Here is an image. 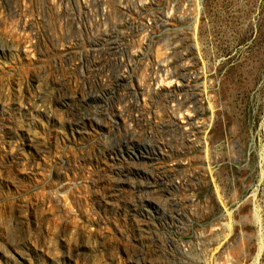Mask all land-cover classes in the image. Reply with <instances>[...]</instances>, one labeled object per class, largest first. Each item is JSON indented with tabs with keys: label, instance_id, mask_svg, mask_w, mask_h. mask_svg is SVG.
Listing matches in <instances>:
<instances>
[{
	"label": "rangeland",
	"instance_id": "374dc122",
	"mask_svg": "<svg viewBox=\"0 0 264 264\" xmlns=\"http://www.w3.org/2000/svg\"><path fill=\"white\" fill-rule=\"evenodd\" d=\"M0 264H264V0H0Z\"/></svg>",
	"mask_w": 264,
	"mask_h": 264
},
{
	"label": "bare ground",
	"instance_id": "6f19581e",
	"mask_svg": "<svg viewBox=\"0 0 264 264\" xmlns=\"http://www.w3.org/2000/svg\"><path fill=\"white\" fill-rule=\"evenodd\" d=\"M168 77H169V75H167L165 78H163L161 80V82L158 83V85H160V86L161 85H166V86L172 85L173 84V79L172 80H167ZM186 111L185 112H182L183 114H181L182 116H180V119L182 118L181 119L182 120L181 122H184V124L186 125V127L187 128H190V125L192 124V121L194 120V118H193V115L192 114H190L189 112H186Z\"/></svg>",
	"mask_w": 264,
	"mask_h": 264
}]
</instances>
